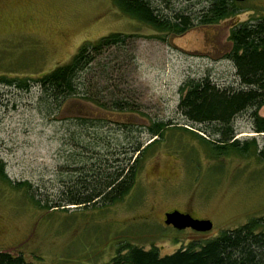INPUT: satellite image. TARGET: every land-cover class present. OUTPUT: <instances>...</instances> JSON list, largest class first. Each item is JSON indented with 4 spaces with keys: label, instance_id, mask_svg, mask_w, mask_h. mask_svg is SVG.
Returning <instances> with one entry per match:
<instances>
[{
    "label": "rangeland",
    "instance_id": "1",
    "mask_svg": "<svg viewBox=\"0 0 264 264\" xmlns=\"http://www.w3.org/2000/svg\"><path fill=\"white\" fill-rule=\"evenodd\" d=\"M152 3L163 17H192L207 0ZM239 8L216 25L192 19L193 27L177 35L141 24L114 0H0V79L11 82L0 81V159L12 184H30L41 204L55 206L81 166L129 157L131 147L149 143L152 123L169 125L144 154L129 194L106 207L41 208L0 181V251L19 253L31 264H107L126 244L169 255L264 215V159L256 157L264 134L253 132L249 113L237 116L232 127L240 145H254L244 155L214 157L194 133L198 126L190 127L177 107L188 79L208 77L219 87L236 88L234 69L224 58L229 29L264 17V0H247ZM111 33L132 38L90 65L81 76L83 96L48 108L34 80L67 64L81 45ZM116 100L127 110H112ZM257 114L264 117V105ZM171 210L212 227L166 228L163 216Z\"/></svg>",
    "mask_w": 264,
    "mask_h": 264
},
{
    "label": "trees",
    "instance_id": "2",
    "mask_svg": "<svg viewBox=\"0 0 264 264\" xmlns=\"http://www.w3.org/2000/svg\"><path fill=\"white\" fill-rule=\"evenodd\" d=\"M199 3V2H198ZM243 2L234 0H207L195 16L177 14L172 18L161 16L152 0H114L116 7L125 15L135 19L156 32L183 34L198 25H216L233 18L239 13ZM132 36L111 33L91 43L81 45L70 61L34 80L40 92V99L49 108H59L68 99L83 96L79 90L81 76L105 50L127 45ZM230 49L224 54L233 69L236 88L219 87L208 77L188 79L180 88L184 93L178 103L180 115L186 123L196 129L197 137L210 147L214 157H222L229 152L239 155L247 153L254 141L239 144L235 139L233 120L244 113L252 119L255 134H264V117L258 110L264 105V17L237 23L228 33ZM10 84V81L4 80ZM21 89L27 85L17 81ZM82 95H81V94ZM95 103V101H93ZM97 107H100L96 102ZM121 100L112 103V110H127ZM102 107V106H101ZM169 125L152 123L147 129L149 143L145 147L136 144L131 147L129 157L109 163L99 159V163L81 166L79 176L61 192V202L55 206L43 205L31 192L25 182L11 183L5 172V164L0 159V181L12 184L14 189L24 191L35 205L41 208L82 206L106 207L122 201L135 185L137 173L143 163L144 154L159 142L162 131ZM264 159V148L256 153ZM82 159V158H81ZM86 158H83V161ZM85 167L88 170H85ZM93 167H96L95 169ZM78 171L77 169L74 172ZM75 177V176H74ZM46 204H49L48 201ZM107 264H264V215L251 218L243 225L222 231L217 237L202 243H190L169 255H160L156 248L144 250L126 244ZM0 264H31L19 253L0 251Z\"/></svg>",
    "mask_w": 264,
    "mask_h": 264
},
{
    "label": "water",
    "instance_id": "3",
    "mask_svg": "<svg viewBox=\"0 0 264 264\" xmlns=\"http://www.w3.org/2000/svg\"><path fill=\"white\" fill-rule=\"evenodd\" d=\"M236 2H245L246 0H234ZM164 225L172 226L175 230L181 231L191 229L195 232H206L212 227L208 220L193 218L190 214L182 213L178 210L167 212L164 215Z\"/></svg>",
    "mask_w": 264,
    "mask_h": 264
},
{
    "label": "flooded vegetation",
    "instance_id": "4",
    "mask_svg": "<svg viewBox=\"0 0 264 264\" xmlns=\"http://www.w3.org/2000/svg\"><path fill=\"white\" fill-rule=\"evenodd\" d=\"M171 211H173V210H171ZM169 212H170V211H169ZM166 213H167V212H165L164 215H165ZM163 221H164V216H163L162 223H163ZM165 227H166V228H169V229H172V230H175L172 226H166V225H165ZM149 249H150V248H149ZM149 249H148V250H149Z\"/></svg>",
    "mask_w": 264,
    "mask_h": 264
}]
</instances>
